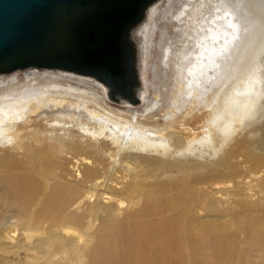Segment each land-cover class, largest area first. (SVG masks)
Segmentation results:
<instances>
[{
    "label": "bare ground",
    "instance_id": "6f19581e",
    "mask_svg": "<svg viewBox=\"0 0 264 264\" xmlns=\"http://www.w3.org/2000/svg\"><path fill=\"white\" fill-rule=\"evenodd\" d=\"M157 18L188 22L192 39L166 51L179 69L166 123L131 121L113 104L159 107ZM129 37L135 101L90 73L0 71V264H236L241 233L264 256V0H152ZM37 77L84 96L51 92L58 82L11 91Z\"/></svg>",
    "mask_w": 264,
    "mask_h": 264
},
{
    "label": "water",
    "instance_id": "95a60500",
    "mask_svg": "<svg viewBox=\"0 0 264 264\" xmlns=\"http://www.w3.org/2000/svg\"><path fill=\"white\" fill-rule=\"evenodd\" d=\"M152 0H0V71L28 65L90 73L135 101L129 30Z\"/></svg>",
    "mask_w": 264,
    "mask_h": 264
},
{
    "label": "rangeland",
    "instance_id": "374dc122",
    "mask_svg": "<svg viewBox=\"0 0 264 264\" xmlns=\"http://www.w3.org/2000/svg\"><path fill=\"white\" fill-rule=\"evenodd\" d=\"M150 9L147 12V16L149 14ZM156 38L154 40V44H153V53H152V60H151V66H150V88H151V96L155 97L156 96V91L158 92L159 98H160V102H159V107L157 109L153 108L152 111L151 110H144V109H140V113H137L139 116L137 115L135 112L132 114H129L127 112L124 111H120L118 108L120 105L117 106V104H113V106L115 107L114 109H110L112 112L117 113L121 116H123L126 119H130L131 121L135 120V119H140V117H144L145 118H149L151 116H157L152 118L151 120H149V122H154L157 121L159 123H166V119L163 118V114L164 109L166 110L170 104H171V100L169 99L172 94V88L173 85L172 83H174L175 78L178 74V67H176L175 62L173 61L170 64H167L168 61V57H169V52L166 53V51H168L169 46H171V44H173L174 47V59L177 57H179V52H181V50L184 48L186 41L187 40H191V32H190V25L188 22H173L170 21L168 18L166 20H162V18L160 19H156ZM148 25V24H147ZM139 26H137L135 28V33L133 34V39L135 40V44H136V49H137V67L139 66L138 61L140 62V58L143 56L144 53V45L141 41V36L138 32H136L137 28ZM188 44V43H187ZM189 51L191 52L192 50L190 48H188ZM176 53V54H175ZM178 55V56H177ZM182 73L180 72V75ZM140 79V77H139ZM31 81H27V80H21L19 84H15L12 87H17L16 89H13L11 91L15 92V91H20V90H24V89H32L33 88V84L36 85L34 87L37 88V90L41 89L42 85L45 84V82H58L60 84H55L56 86L51 87L50 90L53 93H57V92H66V93H76L78 95H80L81 97L84 96L83 92L80 89H67L64 85L69 86L70 82H63L62 80H58V79H51V78H32L30 79ZM35 81L37 83H35ZM38 81L40 82L38 84ZM141 82V79H140ZM46 83V84H48ZM17 85V86H16ZM80 85V84H78ZM27 89V90H28ZM167 90H168V94H167ZM10 92V91H9ZM8 92V93H9ZM10 92V93H13ZM169 97V98H168ZM97 100H99V98L95 97ZM100 101V100H99ZM107 102H102V104H106ZM108 105V104H107ZM100 108V105H97ZM165 107V108H162ZM122 108V107H120ZM81 111H83V109H81ZM124 112V113H123ZM50 116H54V117H66L69 119L70 115H69V111L67 109H55V110H49ZM87 114V112H86ZM80 117H82L80 115ZM180 117V116H179ZM178 117V118H179ZM148 122V123H149ZM169 131H171L172 129L168 128ZM73 163L72 162H68L66 164V168L69 171V173L71 174V176H74V173L77 172L76 167L72 166ZM8 215V214H7ZM14 221V217H10V220ZM224 222H226V224L228 225V218H224L222 219ZM244 221H246L247 219H243ZM260 225L264 228V222L260 223ZM229 226V225H228ZM235 226V225H234ZM243 241H245V234L241 233L239 234L238 237V244H239V253L241 258H244V260H241L240 263H236V264H264L263 263V250L258 249V248H250L246 243H244ZM26 252L24 250H22L19 254V259L25 260L27 258L26 256ZM18 260V258H16ZM244 261V262H243ZM24 261L19 262V264H22Z\"/></svg>",
    "mask_w": 264,
    "mask_h": 264
}]
</instances>
